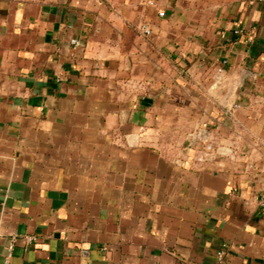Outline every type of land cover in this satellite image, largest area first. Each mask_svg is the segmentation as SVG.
Instances as JSON below:
<instances>
[{
    "label": "crops",
    "instance_id": "obj_1",
    "mask_svg": "<svg viewBox=\"0 0 264 264\" xmlns=\"http://www.w3.org/2000/svg\"><path fill=\"white\" fill-rule=\"evenodd\" d=\"M263 194L264 0H0V264H264Z\"/></svg>",
    "mask_w": 264,
    "mask_h": 264
},
{
    "label": "built area",
    "instance_id": "obj_2",
    "mask_svg": "<svg viewBox=\"0 0 264 264\" xmlns=\"http://www.w3.org/2000/svg\"><path fill=\"white\" fill-rule=\"evenodd\" d=\"M141 32H143L146 35H151V31L149 30V28H147L146 26L142 27ZM240 32L237 31L236 34H239ZM71 44L76 48L80 46V43L78 40L74 39L71 41ZM223 64H226V61L223 62ZM224 71V69L222 67L218 68V73H222ZM208 149L210 150L211 147L209 146ZM259 205L260 207L264 210V194L260 197L259 199ZM225 249H226V245L223 246V248L217 253V258H218V262L219 264H222L224 261V257H225ZM10 257V256H9ZM4 264H11L10 262V258H8L6 260V262Z\"/></svg>",
    "mask_w": 264,
    "mask_h": 264
}]
</instances>
